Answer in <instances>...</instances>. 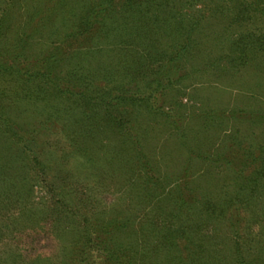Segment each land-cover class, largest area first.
<instances>
[{
	"label": "trees",
	"instance_id": "1",
	"mask_svg": "<svg viewBox=\"0 0 264 264\" xmlns=\"http://www.w3.org/2000/svg\"><path fill=\"white\" fill-rule=\"evenodd\" d=\"M192 2H200L203 9L206 7L202 16L191 18L190 11L183 12ZM206 11L213 14L208 18L223 24V31L237 27L248 32L231 39L226 54L214 56L204 64L208 62L217 68L216 62H224L221 69L227 72V67H251L250 62L264 55V0H0V264H39V255H33L32 246L42 226L55 231L56 236L61 232V242L63 238L70 240L64 224L70 220L73 199L69 181L75 182V176L70 175L75 173L64 168L77 153L86 154L78 139L80 128L87 125L82 117L99 106L101 102L97 98H112L114 107L140 105L149 115L162 114L180 133V143L189 156L192 154L189 137L179 125L181 115L164 112L156 101L160 102L161 97L185 79L186 74L180 73L183 61L200 45L195 34L191 37L192 32L205 30L204 25L213 20H205ZM112 20H116L113 25L109 23ZM253 26L258 28L256 32ZM114 29L123 31L126 39L121 42L125 46L129 43L139 46L142 42L139 38L144 36L142 31H156V38L151 41V36H144L145 44L150 46L140 52L115 48L109 41L98 43L95 39L97 36L105 38ZM133 36L135 38L131 39ZM166 37L170 40H164ZM61 102L66 106L76 103L71 108L81 109L82 117L67 124L61 115L65 110V107L61 109ZM125 110L110 113L105 120L121 135L125 133L133 146L122 150L131 153L136 152L139 144L132 123L137 118L130 117L131 110ZM239 113L250 121H264L262 108ZM231 116L239 117L236 112ZM261 142L257 150L262 155L251 159V162L261 159L259 168L244 181L234 178L250 186L251 196L264 189V137ZM125 143L126 138L121 141ZM49 146L58 151L64 168L52 167L54 154L49 152ZM197 156L213 161V155L206 150ZM218 159L236 166L246 163L248 155L239 152L226 158L220 153ZM113 161L108 154L105 162ZM51 170L56 173L49 179ZM36 180L47 181L52 188L60 189L58 199L49 195L41 203V207H45L42 210L37 208L40 203L33 202ZM170 194L177 204L176 210L180 211L186 203L184 192L176 187ZM245 198L246 195L220 197L216 201L208 199L204 207L210 217L222 211L227 203H243ZM172 214L158 233L156 244L165 256L156 264H214L215 260L204 258L202 254L195 257L196 251L187 245L183 246L188 249L185 257L179 253L171 255L180 251L179 238H190L185 227L172 223ZM238 214L233 213L231 218L237 219L231 227L236 239L233 244L229 242L230 258L225 264H256L258 243L249 231L250 236H240ZM4 215L11 217L4 221ZM95 225L105 228L110 223L96 222ZM115 248L106 251V255L109 258L111 254L110 260L120 263L121 257Z\"/></svg>",
	"mask_w": 264,
	"mask_h": 264
},
{
	"label": "rangeland",
	"instance_id": "2",
	"mask_svg": "<svg viewBox=\"0 0 264 264\" xmlns=\"http://www.w3.org/2000/svg\"><path fill=\"white\" fill-rule=\"evenodd\" d=\"M192 3L186 5L183 12L190 11L191 18L202 16L206 7L203 9L200 2ZM209 16L213 14L206 11L205 20L213 19ZM109 23L113 25L116 20ZM127 25L130 27L131 22ZM222 25L213 19L204 25L205 30L192 32L191 37L195 34L200 45L193 50L191 57L183 61L180 73L186 74L185 79L161 97L160 102L156 101L157 106L164 107V112L181 115L179 125L189 137L187 141L191 143V149L186 146L192 151V157L180 143V133L158 112L149 115L140 105L114 107L112 98L102 97L97 98L101 102L99 106L92 107L94 112L82 117L81 109L75 111L71 108L76 103L67 106L64 102L60 103L61 109L65 107L61 115L67 124H73L80 117L86 119L87 125L80 128L78 138L86 149L82 152L86 154L77 153L71 158L74 162L69 159L64 168L58 151L53 146L48 148L54 154L51 158L54 169L62 167L75 173L70 174L75 176V182L69 181L72 186L70 197L73 199V206L69 209L70 220L64 224L70 240L63 238L61 242V232H57L56 236L55 231L40 227L41 231L35 234L32 246L33 255H39L37 263L156 264L165 256L156 244L158 233L173 213L172 223L185 227L190 238H179L180 251L171 255L179 253L185 257L190 247L196 251L195 257L202 254L204 258L215 260L214 264H225L230 258L229 242L233 244L236 239L232 236L231 227L237 219L231 218L233 213H239L240 236L250 232L258 243L255 247L256 264H264V189L251 196L248 192L250 186L243 183L259 168L261 159L253 162L251 159L262 155L257 148L264 137V121H250L239 113L264 109V55L250 62L251 67H227V72L221 69L224 62H216L219 65L217 68L208 65V62L204 64L214 56L226 54L230 40L248 32L237 27L223 31ZM255 27L256 32L258 28ZM122 32L114 29L105 38L97 36L95 39L98 43L109 41L115 48L119 46L126 51L134 49L140 52L150 46L145 44L144 36H151V41L156 38V31H142L144 36L139 38L142 41L139 46L134 43L125 46L121 42L125 37ZM168 38L164 40L169 41ZM108 99H111L110 102H107ZM127 108L131 110L130 117L137 118L132 123L133 134L139 144L136 152L131 153L122 150L133 146L125 133V136L121 135L105 120L110 113L126 111ZM175 110L177 113H174ZM233 112L239 117H232ZM125 138L123 145L121 141ZM205 150L213 155V161L197 156ZM239 152L248 155L243 165L235 166L222 159L217 160L220 153L228 158ZM108 154L110 160L111 157L114 159L112 163L105 162ZM55 173L51 170L49 179ZM236 177L243 181L236 182ZM33 183V202L40 203L37 206L40 210L45 208L41 207V203L49 195L58 199L60 189L56 186L52 188L47 181L36 180ZM176 187L184 192L186 200L180 211L176 210L177 204L170 198V192ZM241 195H246L245 202L227 203L222 211L218 210L208 217L204 207L208 199L216 201L220 197L236 198ZM219 203L221 200L218 206ZM59 204L55 203V206ZM124 215L125 218L120 217ZM10 217L4 215V221ZM96 222L110 225L100 228L95 225ZM40 223L42 225L43 221ZM84 225L88 227H82ZM123 225L126 226L123 228ZM184 245H187L186 249ZM114 247H117L115 249L121 257L120 263L112 262L111 254L109 258L106 255V251Z\"/></svg>",
	"mask_w": 264,
	"mask_h": 264
}]
</instances>
